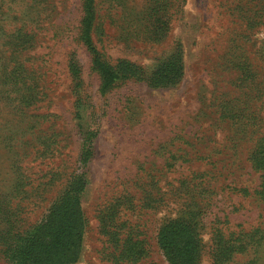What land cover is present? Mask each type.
I'll use <instances>...</instances> for the list:
<instances>
[{
	"label": "rangeland",
	"instance_id": "374dc122",
	"mask_svg": "<svg viewBox=\"0 0 264 264\" xmlns=\"http://www.w3.org/2000/svg\"><path fill=\"white\" fill-rule=\"evenodd\" d=\"M92 7L100 58L131 65L104 90L83 0H0V264L77 176L69 264H171L159 234L178 217L191 264H264V0Z\"/></svg>",
	"mask_w": 264,
	"mask_h": 264
},
{
	"label": "trees",
	"instance_id": "16d2710c",
	"mask_svg": "<svg viewBox=\"0 0 264 264\" xmlns=\"http://www.w3.org/2000/svg\"><path fill=\"white\" fill-rule=\"evenodd\" d=\"M92 6L93 0H83L81 41L90 54L92 67L100 77V88L104 90L125 77L127 71L131 74V65L125 62L115 70L100 58L89 35L93 21ZM172 58L173 55L165 63L164 72L153 73L159 78L158 82L165 80L170 84L176 79L178 67L173 64ZM156 78L152 77V81H156ZM81 183L82 179L77 176L73 184L52 202L43 222L15 245V264H69L75 260L82 227L79 200ZM194 237L192 226L185 218L178 217L162 226L159 243L171 264H191L195 254Z\"/></svg>",
	"mask_w": 264,
	"mask_h": 264
}]
</instances>
